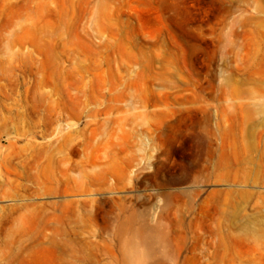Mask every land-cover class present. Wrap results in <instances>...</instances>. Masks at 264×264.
I'll list each match as a JSON object with an SVG mask.
<instances>
[{
  "label": "rangeland",
  "instance_id": "rangeland-1",
  "mask_svg": "<svg viewBox=\"0 0 264 264\" xmlns=\"http://www.w3.org/2000/svg\"><path fill=\"white\" fill-rule=\"evenodd\" d=\"M0 264H264V0H0Z\"/></svg>",
  "mask_w": 264,
  "mask_h": 264
},
{
  "label": "bare ground",
  "instance_id": "bare-ground-1",
  "mask_svg": "<svg viewBox=\"0 0 264 264\" xmlns=\"http://www.w3.org/2000/svg\"><path fill=\"white\" fill-rule=\"evenodd\" d=\"M127 251H128V256L130 259H135L137 257H141L144 254V252L141 251V249L139 247L134 246V245L131 247L129 246L127 248Z\"/></svg>",
  "mask_w": 264,
  "mask_h": 264
}]
</instances>
